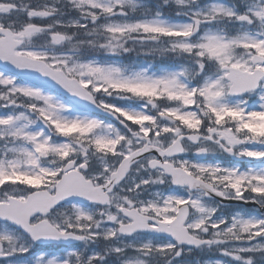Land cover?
<instances>
[{"label":"snow or ice","instance_id":"obj_1","mask_svg":"<svg viewBox=\"0 0 264 264\" xmlns=\"http://www.w3.org/2000/svg\"><path fill=\"white\" fill-rule=\"evenodd\" d=\"M110 258L264 264V0H0V264Z\"/></svg>","mask_w":264,"mask_h":264},{"label":"rangeland","instance_id":"obj_2","mask_svg":"<svg viewBox=\"0 0 264 264\" xmlns=\"http://www.w3.org/2000/svg\"><path fill=\"white\" fill-rule=\"evenodd\" d=\"M159 1V0H158ZM132 57H135V53L131 54ZM205 259H208V258H203L202 260H205Z\"/></svg>","mask_w":264,"mask_h":264},{"label":"trees","instance_id":"obj_3","mask_svg":"<svg viewBox=\"0 0 264 264\" xmlns=\"http://www.w3.org/2000/svg\"><path fill=\"white\" fill-rule=\"evenodd\" d=\"M155 2H156L155 0H151V3H152V4H155ZM171 12H172V11H171Z\"/></svg>","mask_w":264,"mask_h":264}]
</instances>
